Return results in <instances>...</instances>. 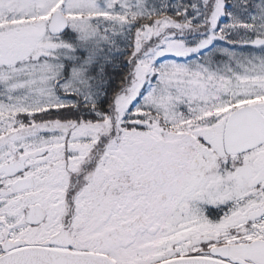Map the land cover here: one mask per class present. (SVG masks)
<instances>
[{
    "label": "snow or ice",
    "instance_id": "snow-or-ice-1",
    "mask_svg": "<svg viewBox=\"0 0 264 264\" xmlns=\"http://www.w3.org/2000/svg\"><path fill=\"white\" fill-rule=\"evenodd\" d=\"M0 264H264V0H0Z\"/></svg>",
    "mask_w": 264,
    "mask_h": 264
}]
</instances>
